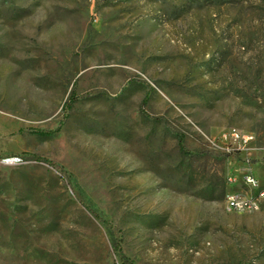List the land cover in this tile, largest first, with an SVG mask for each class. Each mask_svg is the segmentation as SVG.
Masks as SVG:
<instances>
[{"label":"rangeland","instance_id":"rangeland-1","mask_svg":"<svg viewBox=\"0 0 264 264\" xmlns=\"http://www.w3.org/2000/svg\"><path fill=\"white\" fill-rule=\"evenodd\" d=\"M228 127L264 184V0H0V264H264Z\"/></svg>","mask_w":264,"mask_h":264},{"label":"built area","instance_id":"built-area-1","mask_svg":"<svg viewBox=\"0 0 264 264\" xmlns=\"http://www.w3.org/2000/svg\"><path fill=\"white\" fill-rule=\"evenodd\" d=\"M208 142L218 153L227 158H240L236 172L225 176L224 205L230 206V212L240 209V206L260 209V196H264V184L260 183L252 163L249 150L255 141L254 133L235 127L222 129L214 138H207ZM10 162L18 158H10ZM233 185V188L229 186ZM234 189H249V197L234 196Z\"/></svg>","mask_w":264,"mask_h":264},{"label":"bare ground","instance_id":"bare-ground-1","mask_svg":"<svg viewBox=\"0 0 264 264\" xmlns=\"http://www.w3.org/2000/svg\"><path fill=\"white\" fill-rule=\"evenodd\" d=\"M234 196L249 197V189L245 191L244 189H234ZM264 201V196H260V209L250 208L249 206H240V209H234V212H257L261 210L262 202ZM227 211H230V206H225Z\"/></svg>","mask_w":264,"mask_h":264},{"label":"trees","instance_id":"trees-1","mask_svg":"<svg viewBox=\"0 0 264 264\" xmlns=\"http://www.w3.org/2000/svg\"><path fill=\"white\" fill-rule=\"evenodd\" d=\"M72 95H73V92H72V94H71V97H72ZM146 102H147V98L145 97V98H143V100H142V104H146ZM52 132V130L51 131H47V132H45V133H43V134H49V133H51ZM180 146H182L181 145V143H180ZM182 148V147H181ZM224 193H225V184H224V186H223V188H222V195H223V197H224Z\"/></svg>","mask_w":264,"mask_h":264},{"label":"crops","instance_id":"crops-1","mask_svg":"<svg viewBox=\"0 0 264 264\" xmlns=\"http://www.w3.org/2000/svg\"><path fill=\"white\" fill-rule=\"evenodd\" d=\"M257 175V174H256ZM258 176V175H257ZM259 178V177H258Z\"/></svg>","mask_w":264,"mask_h":264}]
</instances>
